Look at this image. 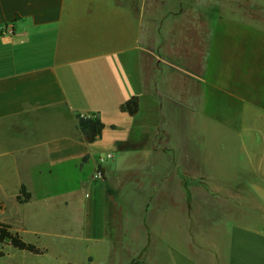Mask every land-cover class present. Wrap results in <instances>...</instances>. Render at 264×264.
<instances>
[{
  "label": "crops",
  "instance_id": "crops-1",
  "mask_svg": "<svg viewBox=\"0 0 264 264\" xmlns=\"http://www.w3.org/2000/svg\"><path fill=\"white\" fill-rule=\"evenodd\" d=\"M148 1L0 0V221L45 249L32 256L64 257L59 238L77 225L83 264H141L154 251L136 242L149 235V204L181 205L162 216L180 218L187 235L185 188L205 182L242 180L264 207V38L221 32L217 15L197 72L198 33L174 19L180 0ZM133 95L131 115L120 105ZM77 112L104 123L95 141L83 139ZM245 230L264 257V228Z\"/></svg>",
  "mask_w": 264,
  "mask_h": 264
},
{
  "label": "rangeland",
  "instance_id": "rangeland-1",
  "mask_svg": "<svg viewBox=\"0 0 264 264\" xmlns=\"http://www.w3.org/2000/svg\"><path fill=\"white\" fill-rule=\"evenodd\" d=\"M179 4L183 11L177 14L172 11L171 14L177 15L174 19L181 23L178 26L181 25L182 34L185 26L188 27V34L192 31L194 35L195 31L198 33L194 36L195 41L191 45L194 55L191 59L193 70L197 72L205 61L207 42L211 34L209 22L215 20L217 15L221 32L230 31L234 37H238L240 32L250 29L252 35L264 38V0H180ZM161 5L162 0H149L147 7ZM199 7H202L203 11ZM165 13L167 19L168 13L167 11ZM192 21L197 23L196 29L189 26L188 22ZM180 28L177 29L178 32ZM260 40L264 39H257L255 43L259 45ZM171 42L173 43V40ZM163 47L164 41H162L161 49ZM201 57H203L202 61ZM200 61L203 63L201 64ZM156 66L158 62L153 58L149 62L148 76L145 75L147 88L151 85L153 68ZM219 69H222V72L225 68L221 66ZM222 110L219 109L220 115ZM237 110L234 108L231 113L236 114ZM240 155L237 153L236 158L241 159ZM238 175L240 174L236 172L235 178ZM211 183L219 187L209 186ZM204 184L206 185L202 188H185L188 196L187 235H182L176 228L179 226L180 218L172 216L169 220L162 216L165 212L174 215L181 205L174 202L164 203L158 197L156 203L149 204L154 212V218L146 220L148 224L144 223L145 227L149 228V235L147 238L136 237V242H146L154 251H147L141 257L143 259L141 264H146L145 260L152 261V264H264L263 248L255 250L259 240L245 230L246 228H264V207L259 202L258 189L245 188L242 180H236L229 185L221 181ZM254 198L256 202L251 203L250 200ZM152 228H155L153 232H151ZM73 231L69 236L59 238L65 249L63 256L72 260L73 264H83L86 250L83 236L79 234V226L76 225ZM111 238L118 237L112 235ZM5 243H0V264H68L62 255L56 260L53 255L55 252L50 251L37 257L32 256L33 254L28 251L16 249ZM169 246L172 252L168 251ZM169 253L171 258L168 257Z\"/></svg>",
  "mask_w": 264,
  "mask_h": 264
},
{
  "label": "trees",
  "instance_id": "trees-1",
  "mask_svg": "<svg viewBox=\"0 0 264 264\" xmlns=\"http://www.w3.org/2000/svg\"><path fill=\"white\" fill-rule=\"evenodd\" d=\"M120 109L127 111L129 114L134 115L139 110V96L133 95L120 105ZM77 124L86 142L95 141L100 135L104 127L97 113L91 115H83L79 112L76 113ZM88 159V155L82 157L83 161ZM30 193L27 192L26 187L21 185L19 193L16 196L18 202H25L29 200ZM8 243L12 247L20 250H25L33 254H42L45 249L37 246L34 243L25 241L18 232L11 229L8 223L0 221V243ZM86 264H94L92 256H88Z\"/></svg>",
  "mask_w": 264,
  "mask_h": 264
}]
</instances>
